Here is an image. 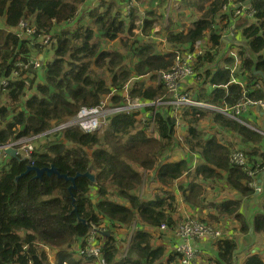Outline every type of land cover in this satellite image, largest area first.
<instances>
[{"label": "trees", "instance_id": "16d2710c", "mask_svg": "<svg viewBox=\"0 0 264 264\" xmlns=\"http://www.w3.org/2000/svg\"><path fill=\"white\" fill-rule=\"evenodd\" d=\"M87 1L0 0V19L4 22L0 25V80L9 76L13 69L19 70L21 78L13 79L5 90L0 88V94L9 98L8 104L0 106V143L33 137L37 146L40 135L45 138L41 147L35 148L32 159L22 161L7 157L0 161V264H51L46 247L56 251V264H179V253L169 252L165 259L166 248L153 246L151 234L141 226L123 257H120L121 250L112 233L119 226L129 227L139 221L154 227L163 223L172 227L178 223L173 216L175 197L171 193L164 191L149 199L140 197L143 171H155L163 185L188 171L185 161L169 163L165 160L177 145L175 119L171 113L159 106L156 127L150 130L151 120L139 123L135 114L124 112L108 116L102 131L87 132L77 126L53 130L73 119L82 107L99 105L112 87L117 89L114 105L122 104L124 86L133 76L170 70L175 61L173 52L158 53L154 43L144 36L151 33L154 22L162 17L157 8L146 12L141 25L144 35H138L133 31L140 19L137 8H131L130 19L118 8L119 2L126 0H100L78 17L77 9ZM226 2L186 1V8L199 7L202 14L187 30L169 31L167 41L177 49L181 46L191 49L209 31L213 47L221 52V33H217L215 26L219 20L227 19V26L233 22L230 13L223 10ZM248 3L256 10V22L243 29L245 44L239 50L241 74L249 78L250 85L260 81L264 87V0H249ZM24 20L35 24L36 31L19 37L15 29ZM51 32L55 38L52 47L55 55L44 62L42 73V67L34 69L32 64L27 68L19 67L17 62H29L31 56L38 58L44 54L46 44L40 38ZM117 40L121 44L112 48ZM198 57L201 78L215 88L211 95L198 94L194 100L216 106H232L243 96L254 101L264 100L263 89L250 91L249 86L230 83L229 69L215 62L212 49ZM226 61L231 60L226 58ZM213 69L218 71L213 72ZM29 91L31 95L28 96ZM165 93L169 94L163 85L146 86L144 82L135 84L130 91V95L148 100ZM210 114L220 127L237 132L243 146L252 147L246 155L258 173L264 171V135L225 118L219 111L207 112L194 106L185 111L190 134L188 146L205 161L199 166L197 175L204 183L214 186L225 177L223 183L227 181L242 195L258 196L260 210L252 225L255 233L264 236V193L256 195L249 186L253 178L239 166L231 165L229 156L233 148L228 140L216 136L205 138L200 121ZM91 158L97 168L96 183L78 176L76 187L72 189L70 180L56 174L38 178L33 170L26 173L29 164L38 167L54 164L61 173L75 177L87 171ZM161 160L164 163L161 164ZM196 186L192 185L188 201H194ZM92 190L97 200L90 197ZM241 204V200H226L207 218L213 222L220 221L219 213L234 215L251 226L239 214ZM80 217L88 224L80 221ZM90 222L107 223L112 230L109 228V234L102 239L99 258L84 253H81L82 258H77L63 248L73 243L83 245ZM215 243L219 249L217 262L235 264V239L222 238ZM243 264H264V249L262 253L250 254Z\"/></svg>", "mask_w": 264, "mask_h": 264}, {"label": "crops", "instance_id": "0c3cea01", "mask_svg": "<svg viewBox=\"0 0 264 264\" xmlns=\"http://www.w3.org/2000/svg\"><path fill=\"white\" fill-rule=\"evenodd\" d=\"M99 1L100 0H88L84 6H81L79 9H77L75 14L78 15L80 13L81 16L82 13L85 12L87 9H91L93 8V6H96L99 3ZM129 1L130 0H126L123 2H119L118 4V8L122 11L123 16H125L126 19H130L131 9L128 11L126 8L128 7L127 4ZM173 1L175 2L174 4L172 3ZM186 1L188 0H151L149 5L146 4L145 7H141L140 2L138 0H135V3L133 5L134 7L133 6L132 7L137 8L138 16L140 18L138 21H136L137 27L134 28L137 29L136 30L137 34L144 35L141 29V25L146 17V12L150 8H157L159 13H161L162 18H164L163 22L158 23L157 21H155L153 24L154 28L151 31V33L149 35L146 34L144 36L146 37L147 40L154 43L156 47V51L158 53H165L170 51L173 52L174 55L175 54L174 51L177 48L172 47L170 43L167 41V35L169 31H179L183 29L187 30V27L191 26L192 22L193 21L195 22L197 19H199L200 15L202 14V10H200L199 7L190 6L186 8L185 7ZM248 2L249 0H244V1L227 0V2L225 3L226 5L223 7L224 8L223 10L224 12L230 13L233 22L227 26L226 24L227 19L219 20V24L215 26L217 33H221L220 41L221 43H223V46L221 48L223 50L221 52L218 51L216 47H213V41L211 40V34L209 33V31L206 32L205 36H203L202 39L197 40L196 43L200 42V45L204 47L205 50L207 48L209 50L210 49L213 50L214 57L216 58L215 62L220 67L222 68L227 67L226 69H229L231 76L230 83L232 82L239 83L244 87L249 86L248 90L250 91L257 89L264 90L262 82L259 81L250 85L249 78H246L245 74H241L242 70L240 68L241 58L239 56V50H240L239 47L245 44V36L243 34V29L245 26L256 22L255 16L253 17V15L250 14V9L246 7V5L248 6L250 4L251 5L253 4ZM235 3L238 4L236 5ZM199 4L202 5V2ZM243 6L244 9L242 8ZM237 9L238 11H240L238 12V14L236 13ZM255 15H256V10H255ZM186 20L187 22L184 23V21ZM3 23L4 22L0 19V25ZM30 25L36 27L35 24H30ZM48 34H50L52 39L50 43L46 45L44 54L39 55V57L43 58L42 60L43 64L44 62L46 63L47 61L52 60L55 55L54 50L52 49L55 38L52 32ZM153 35H155L156 37L152 38ZM42 38L43 37H41L40 39ZM181 48H183V46H181ZM226 58L231 61L230 62L226 61ZM218 61H220V64ZM42 69L43 68H41V73H42ZM215 71H218V69H213V72ZM158 72L146 74L144 76H133L124 86L122 93L124 99H123V103L120 105H123L126 102V96L132 98H140L143 99L144 101H151L139 96L130 95V91L132 90L133 86L135 84H138L139 82L146 83V86L157 87L159 85H163L168 89L166 83L163 80L159 79ZM239 74L244 75L245 78L239 77ZM214 88H215L214 85L210 84L209 82H205V80L202 78L185 79L179 83L180 91L182 93L191 96L193 100L196 99L198 94L201 95L207 94V96L211 95ZM225 88L227 89V86H225ZM30 91L28 92V96ZM116 93H117V89L112 87L109 93L103 95L101 102L104 100V102L109 104V97L106 98V96L109 95L110 104L114 105L113 97ZM168 93L169 94L167 96L166 93L162 95L163 101L159 106L160 108L161 107L165 108L168 111V113H171V115L175 119L174 129H175V139L177 145L175 146L176 148L169 154V156L168 155L166 156L165 160L168 159L167 162L169 163L185 161L188 167V171H186L181 177L175 179L172 183L167 185H163L160 182V180L156 178L157 173L155 171H151V172L143 171L144 181L141 187L140 197L149 199V198H153L156 195H162L164 191L171 193L175 197V210L173 211V216L178 219L177 221H180L188 216H194L197 218H201L203 220L206 219L210 221L209 218H207L209 213H213V214L216 213L222 202L226 200H241L242 204L239 214L242 215L248 221V223L251 224V226H249V224L241 222L234 215H221L220 213H219L220 221L219 224L217 225L223 230L224 239L225 238L235 239V242L237 244L235 264H243L250 254L262 253L264 249V236L255 233L252 225L255 214L260 210V198L258 196L250 197V196L242 195L236 189H234V187L228 184L227 181H225V184L223 183L225 177H222L221 178L222 181L217 182L216 186H214V184L204 183L201 180L200 175H197L198 173L197 170L199 169V166L204 164L205 161L202 158V156H200L197 152L192 150L190 146H188L187 140L189 139L190 134H189L188 122L184 118L186 109L194 105L186 104L185 106H183L184 108L182 109L180 114L181 117L180 123L176 124L175 115L179 114L180 109L179 111H177L175 110L174 106L171 107V105L168 104V102L174 100V94L172 95V93L169 90ZM158 107L156 108V112ZM198 108H202L207 112H211L213 110L218 111L216 109H211L206 106H198ZM255 108L256 106L247 104L246 107L243 109V111L239 114V116H241L242 121H238V120L236 121L242 125H246L245 123L254 122L256 124L255 126L261 127V129H259L257 132L264 135V113L263 114L258 113V111ZM152 110L153 107L146 106L140 109L139 111H135L131 113L130 115L135 114V117L137 120H139V123L144 118L147 120H151L154 122V126L156 127V113L153 118V115L151 113ZM221 114L225 118H227L223 114V112H221ZM230 120L234 121L233 119ZM106 122H108V119ZM246 126L253 130L251 126L249 125ZM137 128L139 129L140 127ZM137 128L136 130H138ZM200 129L203 130L204 136H207L205 138H211L210 136L213 137L216 136L218 138L223 137L225 140H228L232 146L239 145L238 143H240L239 142L240 139L237 138V132L227 131L222 127H220L217 124V122H215V119L211 114L201 118ZM206 129L209 131H206ZM53 130H59V129L56 126ZM144 131L146 132V129ZM90 132H96V131H90ZM230 139H235V141L230 142ZM235 148L236 149L233 150H240V151L244 150V149H238V147ZM179 150L180 152L183 153V155H181L180 152L177 153ZM262 150L264 151V146ZM243 152L246 154L247 153L246 149ZM172 156L176 158H172ZM255 159L259 160L258 157H256ZM162 163L164 162H162L161 160V164ZM249 163H250L249 165L253 164L251 160L249 161ZM232 166H236V165L233 164ZM257 181L258 184H261V186L264 189V171L258 173ZM144 182L146 183V190L143 192ZM194 184L195 185L197 184L195 188V195L193 196L194 201H188L187 195L190 194V189ZM255 192L256 195H260L264 193V192L259 193L257 191ZM90 197L93 198L94 200L98 199L97 195L95 194V190L90 191ZM193 203H197V205ZM211 209H214L215 212L211 211ZM135 223L137 224V227L135 224L132 225L133 224L132 223L129 227L119 226L113 229L112 231V233L115 235L118 246H120V242H122L123 245L126 244V247L124 249H120L121 250L120 257L126 255L129 249V245L133 239L132 237L134 236L135 230H137V228L140 226L149 234H151L153 246L155 247L164 246L166 248L165 259H167V257L169 256V252L171 253L175 252V247L178 243V240L176 238L175 229L173 227H167V229L161 230L159 227H154L150 224L144 223L143 221H139ZM110 230H112V228H110ZM100 243L102 244V239L100 240ZM197 245L201 250L200 256L196 259V262L198 264H220L217 262L219 249L216 243L210 242L208 240H204L199 242ZM81 247L82 245L73 243L72 246H65L63 249L69 250V252L74 253V255L77 258H82L83 254L81 253L83 252L81 250ZM45 249L47 251V254L49 255L51 264H56V251L54 249H50L49 247H46Z\"/></svg>", "mask_w": 264, "mask_h": 264}, {"label": "built area", "instance_id": "2783aa9c", "mask_svg": "<svg viewBox=\"0 0 264 264\" xmlns=\"http://www.w3.org/2000/svg\"><path fill=\"white\" fill-rule=\"evenodd\" d=\"M135 0H130L127 4L128 7L127 10L129 11L131 7L134 5ZM247 8L250 9V14L255 16V9L253 5H246ZM244 9V6L242 7ZM240 12V11H238ZM36 31V27L29 24L28 21L24 20L21 21L20 24L15 29V33L19 37H23L24 35H31ZM156 36L153 35L152 38H155ZM50 34H46L43 36L41 40H43V43L48 45L51 41ZM208 48L205 50L204 47L200 45V42L195 43V45L191 49H183L178 48L175 49V61L170 70L167 71H159V79L163 80L168 90L174 94V100H171L168 102V104L171 105V107H175V110L180 112L179 114L175 115L176 117V124L180 123V114L182 109L184 108L186 104H195L199 106H206L211 109H216L220 112H223L224 115H227L230 117V119L235 118L234 113H241L243 109L246 107L247 104L250 105H261L264 107V100L259 101H251L246 100V98L243 96L240 98L234 105L232 106H216L211 103L203 102V101H196L191 98L188 94L182 93L179 89V83L182 80L190 79V78H201L200 71L197 68V61L198 56L204 54ZM29 64H32L34 69H38L41 67L42 62L35 57L31 56L29 62H23L19 61L17 62V65L19 67H25L27 68ZM19 70L13 69L12 73L7 76L1 78L0 82V88L2 90H5L10 82L13 79H21L19 77ZM27 75V74H25ZM26 84H29L28 81H25ZM109 97V104L106 108V102L104 100L97 106L93 107H82L78 114L71 119L70 121H67L63 124H61L62 127H66V123L72 126L82 127L85 131H96L98 129H101L102 126L106 123V118L103 117V114L105 111H110L111 113L116 112H126L128 114H131L135 111H139L143 107L150 106L153 107V110L151 111L153 118L156 113V108L161 105L163 98L157 97L154 100L151 101H144L140 98H132L129 96H126V102L123 105H111L110 104V96L107 95L106 98ZM234 117V118H231ZM33 137H19L17 139H13L8 141L7 143H0V161L1 159H5L9 157V155L6 154L5 149L9 147H14L17 149H24L27 150H33L31 142ZM230 162L234 165L240 166L241 168L246 169L248 175L253 178V181L249 183V186L252 187L255 191L260 192L263 191V187L261 184H258L257 176L258 172H256L254 168H248V161L246 155L240 151V150H234L230 154ZM32 159V155H31ZM202 220L194 217V216H188L182 221L174 226H172L175 229L176 238L178 240V243L176 247L178 249L182 250V252H179L180 254L184 255L183 259L179 261V264H198L196 262V259L199 257L201 250L198 247V243L204 240H208L210 242L215 243L219 239L223 238V235L219 232L213 231V227L208 225L206 222H203ZM90 229L88 232V235L85 238L84 244L82 245V252L89 256L94 258H99L101 256L100 254V247L101 243L100 240L103 239L106 235L105 233H108L109 231V225L106 223H100L95 224L93 222H90ZM137 224L134 222L132 225ZM161 230L167 229V225L163 224L159 226ZM134 229V228H133ZM136 231V230H135ZM133 238V237H132Z\"/></svg>", "mask_w": 264, "mask_h": 264}, {"label": "water", "instance_id": "95a60500", "mask_svg": "<svg viewBox=\"0 0 264 264\" xmlns=\"http://www.w3.org/2000/svg\"><path fill=\"white\" fill-rule=\"evenodd\" d=\"M255 106H256L255 109L258 112H260V114L264 113L262 111V108L264 109V107H262L261 105H255ZM5 152H6L7 155H9V157H16V158H18L19 160H22V161L25 160V159H31V155H28L24 149H17V148H14V147H9V148L5 149ZM31 170L36 172V177H38V178L42 177L44 174H47L48 176L56 174L59 178H65L67 180H70V181L73 182V184L71 185L70 189L76 187L74 182H75V180H76V178L78 176H85L91 182H93V183L96 182V177H95L94 171H96L97 168L95 166L93 158H91V164L88 167L87 171L85 173H77V175L75 177L70 176L68 174L61 173L54 164H52L50 166H47V167H38V166L29 164L27 166L26 173L31 171ZM18 178H19V176L16 177V180H18ZM79 220L82 221L83 223H87V221L84 218H82V217H80ZM108 234L109 233H105V235H108Z\"/></svg>", "mask_w": 264, "mask_h": 264}, {"label": "rangeland", "instance_id": "374dc122", "mask_svg": "<svg viewBox=\"0 0 264 264\" xmlns=\"http://www.w3.org/2000/svg\"><path fill=\"white\" fill-rule=\"evenodd\" d=\"M139 2H140V6L141 7H145L146 6V4L147 5H149L150 4V1L151 0H138ZM173 4L175 3L174 1L172 2ZM239 3V2H238ZM238 3H235L236 5L238 4ZM241 5V4H240ZM239 5V6H240ZM89 6V5H88ZM90 7V6H89ZM94 7V6H93ZM172 11H173V8H172ZM236 13L238 14V9H237V11H236ZM163 19L164 18H162L161 16L159 17V19L157 20V22L158 23H160V22H163ZM187 22V20L186 21H184V23H186ZM137 29H134L133 31H134V33H136L137 34V31H136ZM121 43H119V40H117L116 41V43H112V48H114L115 46H118V45H120ZM120 47V46H119ZM240 48H242V45L239 47V49ZM237 57H238V54H237ZM219 62V64H220V61H218ZM233 62H234V60H233ZM129 64H131V62H129ZM43 68V67H42ZM239 77H242V78H245V76L244 75H240L239 74ZM29 95H31V92L29 93ZM9 103V98L8 97H6L5 96V94H0V106L1 105H4V104H8ZM108 104L106 103V108L105 109H107V106ZM262 111L264 112V109L262 108ZM258 113H260V112H258ZM112 114H114V113H111L110 111H105V113L103 114V117H105L106 118V121H107V119H108V116H110V115H112ZM234 115H235V118L234 117H231V118H234V120H238V121H242V119H241V116H239V113H234ZM227 118H230V117H228L227 115H225ZM63 124V123H62ZM246 125H249V126H251L252 128H253V130L255 129V131H258L259 129H261V127H257V126H255L256 124L254 123V122H251V123H245ZM106 125H107V122L102 126V128L101 129H98V130H96V131H102L103 130V128L104 127H106ZM71 126L69 125V124H67L66 123V127L65 128H70ZM57 128L58 129H63V127L61 126V124L60 125H58L57 126ZM81 129L83 130V128L81 127ZM151 129V126H149L148 127V130H150ZM85 131V130H84ZM206 131H209V130H207L206 129ZM27 138H29V137H27ZM44 137H43V135H40V142L39 143H37L38 145L36 146L35 144H32V146H33V150H27L26 151V153L28 154V155H32V153L34 152V150H35V148L36 147H38L39 148V146L44 142ZM10 141V140H9ZM33 139H32V143H33ZM230 141H235V139H230ZM239 145H234V146H232L233 147V149H236L235 147H238V149H246V151L247 150H249V148H247L246 146H243V145H241L240 143H238ZM41 147V146H40ZM244 150H242V151H244ZM233 151V150H232ZM180 151H178L177 153H179ZM181 153V152H180ZM172 158H176V157H173L172 156ZM91 164V163H90ZM52 165V164H51ZM94 173H96L95 171H94ZM96 177V176H95ZM97 181V180H96ZM72 182V181H71ZM96 183V182H95ZM72 184H73V182H72ZM71 184V185H72ZM74 184H75V182H74ZM75 186H76V184H75ZM146 190V183H144V188H143V192ZM262 192H264V191H260L259 193H262ZM211 211H213V210H211ZM206 221H208V220H206ZM205 221V222H206ZM215 221V220H214ZM216 222H218L219 223V221H216ZM120 249H124L125 247H126V244H122V242H120Z\"/></svg>", "mask_w": 264, "mask_h": 264}, {"label": "bare ground", "instance_id": "6f19581e", "mask_svg": "<svg viewBox=\"0 0 264 264\" xmlns=\"http://www.w3.org/2000/svg\"><path fill=\"white\" fill-rule=\"evenodd\" d=\"M38 59L40 60V62H43L42 60H43V58H41V57H38ZM43 65L44 64H41V67H43ZM246 100H249V99H246ZM251 101H254V100H251ZM259 101V100H258ZM190 105H192V104H190ZM195 107H198L199 105H195V104H193ZM142 121H146V119L144 118ZM150 126H151V129H153L154 128V122L153 121H151V124H150ZM243 152V151H242ZM244 153V152H243ZM245 154V153H244ZM246 155V154H245ZM246 157H247V161H248V168H253L252 167V165H249L250 163H249V158H248V156L246 155ZM237 166V165H236ZM240 167V166H239ZM241 168V167H240ZM246 173H247V171H246V169H244V168H242ZM248 174V173H247ZM197 218V217H196ZM198 219H200V220H202L201 218H198ZM182 220H180V221H178V223H180ZM203 222H205L204 220H202ZM203 222H202V224H203ZM177 223V224H178ZM208 225H210L211 227H213V231H216V232H219L220 234H222L223 235V238H224V232H223V230L217 225V224H219V223H216V222H206ZM164 224V223H163ZM162 224V225H163ZM90 225H92V224H90ZM90 225L88 226V228L90 229ZM166 225V224H165ZM176 225V224H175ZM175 251L176 252H182V250H180V249H178V247H175ZM200 256V255H199ZM183 257H184V255H182V254H180L179 253V261L180 260H182L183 259Z\"/></svg>", "mask_w": 264, "mask_h": 264}]
</instances>
